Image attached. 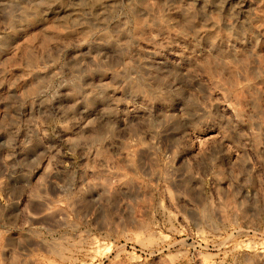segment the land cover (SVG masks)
Returning a JSON list of instances; mask_svg holds the SVG:
<instances>
[{"label": "rangeland", "instance_id": "374dc122", "mask_svg": "<svg viewBox=\"0 0 264 264\" xmlns=\"http://www.w3.org/2000/svg\"><path fill=\"white\" fill-rule=\"evenodd\" d=\"M0 264H264V0H0Z\"/></svg>", "mask_w": 264, "mask_h": 264}, {"label": "bare ground", "instance_id": "6f19581e", "mask_svg": "<svg viewBox=\"0 0 264 264\" xmlns=\"http://www.w3.org/2000/svg\"><path fill=\"white\" fill-rule=\"evenodd\" d=\"M242 3V2H241ZM226 5V4H225ZM239 6V5H238ZM223 8V7H222ZM224 10V9H223ZM173 11V10H172ZM176 15V14H175ZM174 16V15H173ZM238 17V16H237ZM148 138V137H147ZM143 141V140H142ZM131 148H133V147H131ZM135 148V147H134ZM134 150V149H133ZM127 153V152H126ZM125 155V154H124Z\"/></svg>", "mask_w": 264, "mask_h": 264}]
</instances>
